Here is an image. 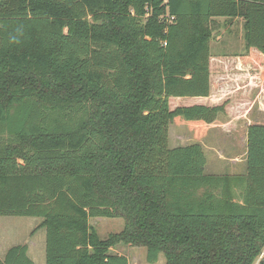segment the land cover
I'll use <instances>...</instances> for the list:
<instances>
[{"label": "trees", "instance_id": "obj_1", "mask_svg": "<svg viewBox=\"0 0 264 264\" xmlns=\"http://www.w3.org/2000/svg\"><path fill=\"white\" fill-rule=\"evenodd\" d=\"M217 19L242 24V53L211 54ZM223 58L264 67V0H0V217L41 219L45 264H129L120 245L148 264H264V123L242 175L167 147L171 123L198 140L230 118V100L185 101L212 95ZM92 218L123 228L101 240Z\"/></svg>", "mask_w": 264, "mask_h": 264}, {"label": "rangeland", "instance_id": "obj_2", "mask_svg": "<svg viewBox=\"0 0 264 264\" xmlns=\"http://www.w3.org/2000/svg\"><path fill=\"white\" fill-rule=\"evenodd\" d=\"M216 22L218 26L213 32L210 42L211 54L217 56L242 53L244 48L243 29L238 19L234 21L217 19ZM220 64V61L213 62L212 73L215 77ZM220 101H223V98ZM255 106L251 111L246 110L242 105L236 106L237 108L233 110L236 112L234 114L236 121L230 130L221 128L227 119L219 117L207 126L206 134L198 140L194 139L192 131L183 121L171 123L168 126L167 147L173 149L198 143L206 159L205 174L218 176L245 174L247 124L248 122L251 124L264 123V112L256 111ZM40 222L39 218L0 217V247H2L0 248V259L4 258L9 248L26 245L29 259L34 264H45V230L38 228ZM89 224L101 240L106 239L110 234L119 233L123 228L122 219L92 218L89 219ZM111 253L126 257L129 264H148L146 249L143 247L120 245ZM155 264H164L162 255H159Z\"/></svg>", "mask_w": 264, "mask_h": 264}, {"label": "crops", "instance_id": "obj_3", "mask_svg": "<svg viewBox=\"0 0 264 264\" xmlns=\"http://www.w3.org/2000/svg\"><path fill=\"white\" fill-rule=\"evenodd\" d=\"M244 49V48H243ZM240 54V53H238ZM235 55V54H234ZM221 70L217 74L220 80L215 83L216 87H212V95L209 98H200L196 100H185L188 103H206L208 105H215L220 103V99L223 101L230 100L226 106V113L230 118L222 124L223 129L230 130L235 124V118L232 117L233 111L238 104H245L246 110L251 111L255 106L256 111L264 112L263 98H264V67L260 69L247 68V66L241 65L234 59L223 58L220 60ZM243 68L241 71L234 69L233 66ZM217 77V76H216ZM212 86V79L210 80ZM214 92L220 94L219 98L213 96ZM238 98H243L244 102L239 103ZM248 114V113H247ZM251 125V122L247 126ZM2 248V247H0ZM33 249V248H32ZM6 254V253H5ZM5 256V255H4ZM3 260V259H2ZM33 262V261H32Z\"/></svg>", "mask_w": 264, "mask_h": 264}]
</instances>
